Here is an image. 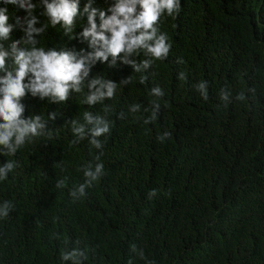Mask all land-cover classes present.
Listing matches in <instances>:
<instances>
[{"label":"trees","instance_id":"1","mask_svg":"<svg viewBox=\"0 0 264 264\" xmlns=\"http://www.w3.org/2000/svg\"><path fill=\"white\" fill-rule=\"evenodd\" d=\"M86 2L80 0L81 10ZM111 3L94 0L93 6L107 9ZM0 7L8 8L11 23L26 15L2 0ZM160 27L172 48L166 61L147 71L146 84L119 61L91 69L89 78L134 79L105 101L115 111L110 135L102 138L105 175L80 201L72 203L69 191L84 181L81 168L98 150L87 139L71 144L66 122L82 121L85 111L102 114V106L90 108L76 93L64 103L23 98L25 117L51 111L58 116L49 122L51 140L37 138L15 156L0 155V165L19 162L0 181V202L14 204L9 217L0 219V264H70L60 253L76 240L89 249L84 264H127L130 258L146 264L131 252L132 244L154 264H264V0H181L178 16H165ZM22 36L19 28L12 32L13 39ZM39 39L47 48L90 51L87 42L69 40L60 25ZM180 72L186 81L178 79ZM200 81L208 83L207 100L194 88ZM157 85L167 105L162 101L158 120L145 125L137 118L141 113L128 108L148 107ZM222 89L231 92L227 105ZM241 91L244 101L235 99ZM120 112L124 119L117 118ZM163 131L172 137L160 143L156 137ZM64 176L67 187L56 188ZM150 190L157 191L152 199Z\"/></svg>","mask_w":264,"mask_h":264},{"label":"clouds","instance_id":"2","mask_svg":"<svg viewBox=\"0 0 264 264\" xmlns=\"http://www.w3.org/2000/svg\"><path fill=\"white\" fill-rule=\"evenodd\" d=\"M4 5H12L23 10L26 15L15 16L14 23L7 7H0V155L15 156L25 145L34 144L37 138H53L50 121H55L58 112L24 116L25 105L23 98L30 94L50 103H64L73 93L82 94L83 103L90 108L100 104L101 113L85 111L81 119L72 118L67 121L71 126L73 145L88 140L91 149L98 150L91 161L82 166L84 181L74 184L69 191L72 203L84 198L87 190L94 187L105 175L102 156L105 139L110 135L114 121L109 119L115 113L105 101L115 97L120 85L133 82L132 75L122 79L119 83L106 79L103 75L90 77L91 69L97 64L107 63L109 67L121 64L130 66L132 72L139 74L141 85L148 82L147 71L155 61H166L172 48L166 32L161 30L162 18H175L181 11V0H112L107 9L94 7V0H87L80 9V0H2ZM42 9L39 16L35 13ZM40 17H44L41 22ZM45 20L47 22H45ZM37 25H40L39 27ZM60 25L63 34L69 40L79 39L87 42L90 51L80 49L47 48L41 46L40 37L44 36L49 27ZM80 32H76L77 27ZM19 28L23 32L20 39H13L12 32ZM143 55L144 59H138ZM178 79L187 80V74L180 72ZM195 90L204 99H208V83L200 81L194 85ZM86 90V91H85ZM255 92V89H248ZM153 97L148 107L140 103L129 106L131 114L141 113L137 117L145 125L158 120L164 90L159 86L150 89ZM231 92L221 90L220 99L227 105L231 101ZM238 101L246 99L241 91L235 97ZM167 105V101H163ZM143 113H147L146 116ZM118 119H124V112H120ZM170 131H163L156 139L163 143L171 139ZM19 167V162L8 159L0 165V181H6L10 173ZM61 171H64L61 167ZM69 181L68 176L57 180L56 188L64 189ZM157 195L156 190H150L148 198ZM14 210V204L9 200L0 202V219L9 217ZM54 239H60V234L53 232ZM81 241L76 240L72 247H65L60 253L61 260L70 264H84L89 258V249L81 248ZM67 246L69 241L64 240ZM131 252L135 253L146 264H154L147 260L143 249L131 245ZM127 264H133L130 258Z\"/></svg>","mask_w":264,"mask_h":264}]
</instances>
